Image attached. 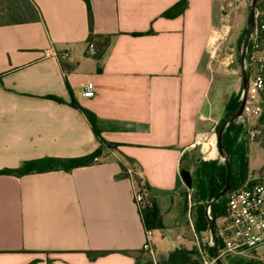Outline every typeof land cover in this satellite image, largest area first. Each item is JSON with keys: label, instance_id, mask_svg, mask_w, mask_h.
<instances>
[{"label": "crops", "instance_id": "crops-1", "mask_svg": "<svg viewBox=\"0 0 264 264\" xmlns=\"http://www.w3.org/2000/svg\"><path fill=\"white\" fill-rule=\"evenodd\" d=\"M30 1L37 21L0 25V172L105 155L69 172L0 173V264H135L147 242L158 258L192 250L183 159L210 108L201 65L229 0H89L92 29L85 0ZM91 31L110 39L100 58L88 53ZM87 82L92 99L81 97ZM128 164L142 171L160 229L143 226Z\"/></svg>", "mask_w": 264, "mask_h": 264}, {"label": "trees", "instance_id": "trees-1", "mask_svg": "<svg viewBox=\"0 0 264 264\" xmlns=\"http://www.w3.org/2000/svg\"><path fill=\"white\" fill-rule=\"evenodd\" d=\"M85 2L88 6L89 22L92 29L93 15L90 1L85 0ZM256 10L262 13L263 15H261V18H264V0H257ZM38 19L39 15L30 0H0V25L29 23L37 21ZM246 33L247 29L244 30L241 44L245 41ZM89 43H93L96 48V53L93 56L100 58L109 47L110 39L102 35H95L91 31ZM70 104L74 108L79 109L88 118L93 130L97 136H99L100 132L96 126L94 115L90 111L82 108L75 100H72ZM240 105L241 101L238 102V104H231L229 107V116H232L239 109ZM224 125L225 122L221 125V128ZM254 129L260 132L256 137V141L260 143L261 147L264 149V115L258 120ZM246 135L247 133L243 126L236 125L235 122H232L228 128L223 130L221 135V143L227 154L226 163L218 164L217 162L202 161L197 166L196 174L198 178L195 181L193 180L192 185L194 191L193 200L199 205L194 228L196 235L201 236L207 233L209 236L211 221L207 215L208 206H210V215L215 222L219 218L226 216L229 194L250 178L248 140L245 138ZM107 145L112 146L111 144ZM101 154L102 148H99L94 153L81 158H46L31 160L24 162L16 169H8L0 173L5 175L24 176L52 171L69 172L75 168L93 165L96 163V158H99ZM184 169L185 168H183V170ZM228 177L230 185L228 192L223 197L214 201L226 187ZM138 209L146 231H152L162 227L161 219L153 205ZM204 248L207 250L210 257L214 256L215 248L209 247L208 243L204 245ZM217 248L219 249V246H217ZM88 254L91 257H97L103 253L89 252ZM199 255L198 248H193L192 250L180 248L171 252L167 257L160 258L157 264H200L198 260H196ZM135 259V264H154L152 257L144 249L135 256ZM238 263L246 262L232 261L229 264Z\"/></svg>", "mask_w": 264, "mask_h": 264}, {"label": "built area", "instance_id": "built-area-1", "mask_svg": "<svg viewBox=\"0 0 264 264\" xmlns=\"http://www.w3.org/2000/svg\"><path fill=\"white\" fill-rule=\"evenodd\" d=\"M227 31L224 26L219 30L216 29L207 44L206 51L216 46L220 40L222 41ZM46 53L58 56V53L53 49ZM88 53L89 55L96 53L93 43H88ZM65 55L68 54L65 53ZM242 71L246 73L248 87L245 108L238 119L244 117L259 119L264 115V18H261L259 12L255 14V22L250 33L244 60H242ZM96 92L95 84L87 82L81 90V97L92 99L96 96ZM244 95L243 82L241 100ZM199 118L202 121L208 119L204 114H201ZM193 147H200L202 157L206 160H226L227 154L221 152L219 137L217 138L215 132L211 135L199 132ZM123 173L131 182L133 198L137 207L151 206L149 187L143 178L142 171L136 165L128 164L124 167ZM188 197L191 199V194ZM207 215L212 221L210 206L207 208ZM215 226L214 234L210 227L207 242L209 247L215 248L214 256L210 257L207 250L198 245L199 254L204 264H218V262L229 264L232 261L249 262L252 260L264 264V258L257 252L258 249L264 247V174L250 176L244 184L229 194L227 215L219 218L215 222ZM144 250L152 257L153 263L157 264L156 255L150 243L145 244ZM224 261L228 263H224Z\"/></svg>", "mask_w": 264, "mask_h": 264}, {"label": "rangeland", "instance_id": "rangeland-1", "mask_svg": "<svg viewBox=\"0 0 264 264\" xmlns=\"http://www.w3.org/2000/svg\"><path fill=\"white\" fill-rule=\"evenodd\" d=\"M253 0H229L225 6L228 11L223 9V16L219 13L217 17V30L220 27H226L227 33L224 39L214 46L203 58L201 69L210 80V91H209V104L210 108L206 114H204L208 119L203 121L205 123L202 128L201 133L206 134H217L219 137L221 125L225 122L224 129L235 122L236 125L243 126L247 135L246 140H248V157H249V170L251 176H258L264 174V149L261 147L260 143L256 141V137L260 133L254 128L260 119L244 117L241 119H236L228 123L231 116H229V107L231 104H238L242 102L241 92L243 90V79H242V60H240L243 50L242 38L244 35V30L248 28V18ZM258 11L256 10V13ZM260 16L263 15L260 13ZM223 129V130H224ZM108 146V145H107ZM112 154L116 151L114 146H108ZM107 154V155H108ZM105 154L102 152L101 157L96 160V162L103 161L102 156ZM202 161L206 160L202 157L200 147H193V149L187 152L183 159V168L188 170L193 180L198 178L196 174L197 166ZM227 161L218 159L216 161L218 164H224ZM193 189H188L183 187L181 192V198L183 200V215L186 221V226L190 230V239L193 240L195 247L202 249L204 245L208 242V234L196 235L192 228H195L197 211L199 205L193 200ZM189 194H191V199H189ZM258 254L264 258V247L258 249ZM196 259V258H195ZM200 264H204L200 255L196 259ZM156 261L159 262L160 258L156 256ZM224 263H228L224 261Z\"/></svg>", "mask_w": 264, "mask_h": 264}, {"label": "water", "instance_id": "water-1", "mask_svg": "<svg viewBox=\"0 0 264 264\" xmlns=\"http://www.w3.org/2000/svg\"><path fill=\"white\" fill-rule=\"evenodd\" d=\"M256 3H257V0H253L252 1V6H251V9H250L249 18H248V28H247L246 38H245V42H244V46H243V50H242V60H244L246 47H247L248 42H249L250 33L252 31V28H253V25H254V22H255ZM242 76H243V82H244L245 95H244V97L242 99V102H241V105H240L239 109L230 117L228 123H230L232 121H235L240 115H242L243 110L245 108L246 99H247L246 92H247V87H248V85H247V77H246L245 71H242ZM224 127L225 126H223L221 128L220 133H219V146H220V150H221L222 153H225V150H224V148L222 146V143H221V135H222ZM181 177H182L186 187L188 189H192L193 179H192L191 173L188 170L184 169L182 171V173H181ZM229 188H230V185H229V177H228V183H227L226 187L220 192V194L214 199V201H216L219 198L223 197L228 192ZM214 227H215V221L212 220L211 221V232L213 234H214ZM215 253H216V251H215ZM218 264H223V263L222 262H218Z\"/></svg>", "mask_w": 264, "mask_h": 264}, {"label": "flooded vegetation", "instance_id": "flooded-vegetation-1", "mask_svg": "<svg viewBox=\"0 0 264 264\" xmlns=\"http://www.w3.org/2000/svg\"><path fill=\"white\" fill-rule=\"evenodd\" d=\"M238 264H262V262L256 261V260H252L246 263H238Z\"/></svg>", "mask_w": 264, "mask_h": 264}]
</instances>
